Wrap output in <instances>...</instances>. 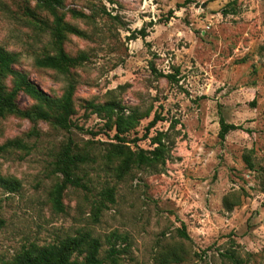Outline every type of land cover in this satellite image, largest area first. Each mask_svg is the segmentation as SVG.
Listing matches in <instances>:
<instances>
[{"label":"rangeland","instance_id":"1","mask_svg":"<svg viewBox=\"0 0 264 264\" xmlns=\"http://www.w3.org/2000/svg\"><path fill=\"white\" fill-rule=\"evenodd\" d=\"M184 1L62 0L58 14L83 33L68 35L64 50L88 57L71 70L73 127L0 118V145L24 144L0 155V179L19 183L11 191L0 182V261L89 235L103 264H163L168 252L181 258L168 264H264V0ZM52 22L34 0H0V48L15 55V70L60 98L66 78L35 64L53 54ZM143 28L145 38L131 39ZM109 101L143 116L125 145L152 151L160 138L164 165L116 177L118 163L105 157L114 132L89 108ZM17 104L34 102L20 94ZM156 113L162 120L146 132ZM220 119L240 129L220 140ZM69 143L88 159L76 172L82 187H67L58 212L55 161ZM183 227L189 240L178 235Z\"/></svg>","mask_w":264,"mask_h":264},{"label":"trees","instance_id":"2","mask_svg":"<svg viewBox=\"0 0 264 264\" xmlns=\"http://www.w3.org/2000/svg\"><path fill=\"white\" fill-rule=\"evenodd\" d=\"M36 7L48 12L52 18L50 29V38L53 54H46L42 58H37L35 64L39 68L55 71L66 78L67 87L60 98L49 97L42 89L32 83L22 72L14 69L16 57L0 48V118L6 116H16L29 120L31 122H46L55 128L70 130L73 127L71 118L74 115L73 95L74 81L71 76V70L81 67L88 61L84 53L76 56H69L64 50V42L68 35L82 37L83 33L77 28L64 21V15L58 14V9L63 6L62 0H34ZM192 0H185L184 4L191 3ZM74 18L88 19V17L78 11H71ZM172 14V13H170ZM146 30L140 29L131 35V39L138 37L145 38ZM167 80H175L173 75H160ZM12 81V87L7 88L5 82L8 79ZM24 94L34 104L28 109H21L17 104V97ZM89 108L93 113L101 116L104 120V126L108 131L114 132L115 144H110L106 149V159L116 161V177L122 179L126 176L132 167L156 168L165 164L166 147L161 139H155L154 144L157 147L152 151H132L126 146L125 136L138 126L143 118L136 111L125 114L124 108L115 102H106L102 105L90 104ZM159 114H155L152 121L146 127L148 132L155 124L162 120ZM220 130L218 137L224 140L225 137L240 127L228 124L220 119ZM23 149L24 144L20 140L7 141L0 145V155L10 149ZM88 155L76 152L67 144L58 154L55 161L56 171L63 176L62 181L55 185L51 193V202L53 208L58 212H63V193L68 186L81 188L80 178L76 172L80 165L84 164ZM1 184L11 191H18L19 183L14 180L0 179ZM103 197L113 203V191L107 190ZM178 235L185 240H189L184 227L178 230ZM100 242L89 235H78L76 237L66 238L56 244L46 246L31 245L23 247L10 261H0V264H103L99 258ZM115 249H110L107 258L114 259ZM83 256L81 261L78 257ZM163 264L178 263L179 255L168 252L162 255Z\"/></svg>","mask_w":264,"mask_h":264}]
</instances>
